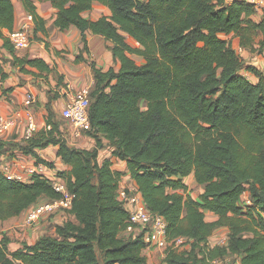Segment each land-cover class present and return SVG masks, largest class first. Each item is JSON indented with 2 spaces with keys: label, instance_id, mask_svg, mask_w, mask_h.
I'll list each match as a JSON object with an SVG mask.
<instances>
[{
  "label": "trees",
  "instance_id": "obj_1",
  "mask_svg": "<svg viewBox=\"0 0 264 264\" xmlns=\"http://www.w3.org/2000/svg\"><path fill=\"white\" fill-rule=\"evenodd\" d=\"M38 1L56 9L60 30L81 31L83 50H90L87 31L109 41L120 67L104 71L92 65L90 128L83 133L95 140L94 149L69 145L51 106L47 126L23 141L24 154L50 167L38 151L58 147V157L69 167L59 174L75 199L71 218L56 227L55 235L23 242L15 251L8 237L0 240V264H152L143 233L121 236L130 217L119 199L126 171L150 212L167 222L163 264H211L227 256L241 264H264V74L247 66L258 81L246 78L243 59L222 37L234 34L241 46L250 47L262 34L264 48V18L254 20L256 5L247 0ZM97 2L108 11L96 20L87 18ZM23 3L35 31L46 34L34 1ZM2 30H15L12 0H0V38L13 64L26 73L35 74L27 66L52 72L42 59L17 56ZM6 77L0 67V81ZM103 141L112 147V158L100 164ZM6 146L0 140V157ZM115 161L126 162V171L115 169ZM192 174L204 186L196 198L185 182ZM245 193L250 204L242 202ZM41 197L59 198L48 178L35 174L24 182L0 170V223L20 216ZM206 211L218 219L207 221ZM219 226L229 229L228 240L212 247L210 238ZM181 239L184 244L176 247Z\"/></svg>",
  "mask_w": 264,
  "mask_h": 264
},
{
  "label": "crops",
  "instance_id": "obj_2",
  "mask_svg": "<svg viewBox=\"0 0 264 264\" xmlns=\"http://www.w3.org/2000/svg\"><path fill=\"white\" fill-rule=\"evenodd\" d=\"M33 1L36 5L37 14L46 21L45 27L47 32L46 34L41 30L36 32L34 29L33 35L35 34V38L33 39L31 46L28 49L16 50V54L19 57H27L29 59H42L50 66V68H52V72L48 75L47 73H41L39 69L30 66H27V68L35 72V74L21 71L20 67L13 64V55L6 47H4V40L0 38V67L3 68L7 75L4 81H0V114L14 117L15 112L23 107L27 94L31 93L36 95L38 99L35 108L36 119L39 124H43L44 127H46V118L49 114L48 106H51L55 115L54 120H56L58 117H62L63 109L78 91L85 87H93L95 83L92 70L93 64L106 71L111 67L119 69L120 63L115 61L113 57L111 51L112 44L109 41H106L102 36L87 31L90 50H83L84 44L82 34L78 28L73 26L65 31L60 30L55 24L56 9L52 4L49 2H40L38 0ZM230 1L232 0H227V2ZM247 1L250 2V0ZM12 2L15 8V30H17L26 22L27 16L30 13L26 9L23 0H12ZM92 11H95L96 14H100L98 16L91 15ZM107 11L108 9L104 5L97 2L94 4L91 11L85 13V16L96 20ZM253 18L257 22L261 21L264 18V8L257 9ZM2 33L5 37H8L10 32L8 30H2ZM222 37L230 42L232 48L243 59L245 67L241 70V73L251 82H257L258 78L252 72L248 71L246 67L254 66L264 74V48L261 47L263 35L259 34L250 47L241 46L240 39L234 36V34L222 35ZM81 51L82 58L78 59L77 57ZM133 58L136 60V56H133ZM141 62L142 60L138 63ZM5 89H10V91L3 95ZM67 123L70 126L69 130L63 127L61 128L69 145L88 150H92L96 147V142L92 137L87 136L84 133L78 135L74 132L73 127L68 120ZM24 128V122L18 123L9 132L4 134V136L0 135V140L7 143V146L3 150L2 157L12 156L18 159L20 163L18 170L20 173L26 175V167L35 163L36 159L31 155L24 154L20 149V146L24 145ZM57 152L58 147L54 145L38 151L39 156L43 160L53 164L52 168H54V171L61 172L69 169L62 159L58 157ZM111 158L112 147L106 141H103V144L99 149L98 162L102 164L106 159ZM113 167L120 171H126V162L115 161ZM185 182L189 186L192 195L194 188L199 187L201 193L204 191V186L199 185L193 174L187 177ZM128 187L138 188V185L131 178L129 172L126 171V174L120 183V189H126ZM46 201H48L47 197H41L36 204ZM242 202L247 204L251 203L249 193H246L243 196ZM30 208L25 210L20 216L14 217L17 219L22 218V220L20 219V224L23 223L22 226H28L24 224V219ZM69 215V213L63 212L60 214L45 216L39 222L35 223L34 226L38 224L37 227L42 228L47 222L44 224H40V222L45 219V221H47L48 218L51 219L50 227H52L53 224L60 225ZM14 218H11V220ZM217 219V215L206 211L207 221L213 222ZM11 228L13 230V227ZM13 232L17 237L21 235L15 230H13ZM228 233L229 229L227 227H217L210 238V245L212 247L217 246L225 238H228ZM55 234L56 230L54 231V234L50 235ZM128 235L129 233L126 231L121 232V236L127 237ZM39 238L40 237H35V235L24 233L22 234L21 239L18 237V242L10 241L9 249L10 251H15L22 247L23 242L34 244ZM159 240V238H155V242ZM32 241L34 242L32 243ZM12 245H14L13 249H11ZM164 250L165 249L160 246H156L152 250H147V257L150 262L153 264H163L165 258ZM238 264H241V262L239 261Z\"/></svg>",
  "mask_w": 264,
  "mask_h": 264
},
{
  "label": "built area",
  "instance_id": "obj_3",
  "mask_svg": "<svg viewBox=\"0 0 264 264\" xmlns=\"http://www.w3.org/2000/svg\"><path fill=\"white\" fill-rule=\"evenodd\" d=\"M250 2L256 5V9L264 8V0H250ZM34 29V18L29 14L26 22L23 23L19 29L9 33L8 39L16 50L28 49L31 46ZM90 90L91 87H85L78 91L62 111V117L69 121L74 132L78 135L90 128ZM37 102V96L28 93L23 107L15 112L14 117L0 114V135L4 136V134L9 132L16 124L24 122L23 141L32 139L34 135L44 127L43 124L38 123L35 116ZM19 165L20 163L15 157H0V170L8 178L28 182L33 175L39 174L48 178L55 191L59 194L58 199L49 200L32 206L25 216V225H34L45 216L63 212L69 213L73 207L75 194L69 190L66 179L62 177L59 172L54 171V168L44 163L35 162L26 167L27 173L25 175L19 172ZM119 199L130 214L129 224L124 230V232L126 231L129 233L127 237H136L143 233L145 241L148 244L147 250L156 246H160L166 250L169 246L166 237L167 222L162 216L150 212L139 189L136 187L120 189ZM155 238H159L160 240L155 242ZM227 240L228 238H225L218 246L225 245ZM183 242L182 239L178 240L176 242V247H181ZM211 264L226 263L224 259L220 258L212 261Z\"/></svg>",
  "mask_w": 264,
  "mask_h": 264
},
{
  "label": "rangeland",
  "instance_id": "obj_4",
  "mask_svg": "<svg viewBox=\"0 0 264 264\" xmlns=\"http://www.w3.org/2000/svg\"><path fill=\"white\" fill-rule=\"evenodd\" d=\"M100 13H98V14H96V12L95 11H92V13H91V15H95V16H98ZM35 36V34L32 36V41H33V39L35 38L34 37ZM127 40H128V42L131 44V45H133V46H135V47H137V46H139V44L134 40V39H132V38H130V37H127ZM32 43V42H31ZM136 56V55H135ZM136 59H137V61L138 62H140L142 59L140 58V56H136ZM140 106H141V108H143V109H145L146 107H147V102L145 101V100H143V101H141V103H140ZM56 121L57 122H60L61 124H62V127L63 128H65V129H67V130H69L70 129V126H69V124L67 123V120L66 119H64L63 117H58V119H56ZM200 189H199V187L198 188H194L193 189V195H194V197H197L198 195H200ZM48 218V217H47ZM50 218H52V217H50ZM71 218V215H69L68 217H67V219H64L63 220V223L66 221V220H68V219H70ZM20 219L22 220V218H19V219H17V218H14V219H9V220H7V221H4V222H1L0 223V240H2V239H4V237L6 236V237H8L9 239H10V241H14V242H18V237H19V239H21V237H22V234H24V233H28V234H32V235H35V237H41V236H43V235H50V234H54V231L56 230V227L59 225V224H53V226L52 227H50V222H51V219H49L48 218V220L47 221H45V220H43L42 222H40V224H44L45 222H47L42 228H38L37 227V225H28V226H22L23 225V223L22 224H20L21 223V221H20ZM13 221V222H12ZM12 222V223H11ZM11 227H13V230H15L16 232H18V233H20L21 235H19L18 237L16 236V234H14V232H13V230H12V228ZM215 241V240H214ZM34 241H32V243H33ZM222 242V241H221ZM184 244V243H183ZM189 246V244L188 243H186V246H184V247H188ZM218 246V245H217ZM222 246H224V245H222ZM13 247H14V245H12V247H11V249H13ZM155 247H152L151 248V250L152 249H154ZM164 252V251H163ZM146 254H147V252H146ZM148 256V255H147ZM149 259V258H148ZM222 259H224V261H225V263L226 264H238L239 263V259L238 258H235V257H230V256H227V257H224V258H222ZM149 262H150V260H149ZM151 263V262H150ZM153 264V263H152ZM155 264V263H154Z\"/></svg>",
  "mask_w": 264,
  "mask_h": 264
}]
</instances>
